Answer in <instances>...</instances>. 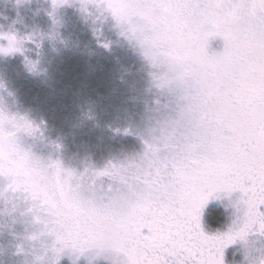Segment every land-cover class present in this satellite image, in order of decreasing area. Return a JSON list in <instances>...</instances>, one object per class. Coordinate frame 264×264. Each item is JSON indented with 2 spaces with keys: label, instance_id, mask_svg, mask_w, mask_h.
Segmentation results:
<instances>
[{
  "label": "snow or ice",
  "instance_id": "1",
  "mask_svg": "<svg viewBox=\"0 0 264 264\" xmlns=\"http://www.w3.org/2000/svg\"><path fill=\"white\" fill-rule=\"evenodd\" d=\"M103 2L128 24L177 114L149 129L138 159L78 173L23 146L18 134L34 136L38 126L0 108V178L8 181L0 197L10 193L9 212L20 194L42 224L31 239L51 238L44 244L49 264L66 251L93 249L123 254V264H225V249L237 240L249 264H264V249L249 241L264 236V0ZM214 35L225 46L210 54ZM0 39L7 40L0 53L8 54L33 38ZM104 176L113 183H98ZM237 191L236 219L226 231L207 230V204Z\"/></svg>",
  "mask_w": 264,
  "mask_h": 264
},
{
  "label": "rangeland",
  "instance_id": "2",
  "mask_svg": "<svg viewBox=\"0 0 264 264\" xmlns=\"http://www.w3.org/2000/svg\"><path fill=\"white\" fill-rule=\"evenodd\" d=\"M135 21V18H133ZM86 27L87 33L81 35L76 31ZM128 24H120L112 15L111 11L106 7L103 0H68L67 3L54 7L52 0H0V33H13L18 38L23 39L31 36L32 40H24L23 51L14 53H0V108H3L10 115L24 116L38 126L36 135L30 136L26 133L18 134L20 142L23 146L30 150L45 161L59 160L66 168L75 171L84 172L85 169H103L109 163H126L128 160L138 159L143 155L145 145L144 139L148 137L149 129L156 125L159 118L164 116H175L177 114V105L173 96L156 86L153 81L152 73L157 71L150 64L151 94L154 98L153 108L147 121L134 124L131 122L121 127V131L127 134H134L138 139V148H131L129 151L117 154V158L111 157L106 161H97L94 153L109 149L111 144L103 138H99V132L103 129L101 124L106 118H111V114L100 109V93L101 89H96L97 110L90 108V115L84 118L87 122L82 128L72 125L66 119L61 121L45 112H36L35 114H25L23 111L14 107L13 102L20 101L30 94L27 86L42 87L43 90L55 92L58 86L64 83L53 80V73L56 72L55 61H60L63 65H59L57 72L62 78L63 74H67L66 68L79 66L80 61L74 67H70L73 60L81 58L86 60L87 66H83V71L91 67L89 59L97 58L95 71H101L105 63V57L102 56V49L109 50L113 47L118 49L126 44L133 45L134 49L142 50L139 43L135 39H131L126 29ZM98 44V49L94 50L91 45ZM0 44L7 45L6 39H0ZM225 46L223 36L214 35L209 37L207 50L210 54L222 52ZM119 50V49H118ZM17 58V59H15ZM79 60V59H78ZM81 60V61H82ZM83 62V61H82ZM90 63V64H89ZM29 71H35L40 74L43 71L41 81L28 79L20 71L21 66ZM33 64L35 67H33ZM98 70H97V69ZM70 70L71 72H74ZM61 72V73H60ZM52 78V79H51ZM83 85L84 91H80V99L82 103L87 100V92L89 89V81L79 83ZM143 92L139 90V99H142ZM95 103V102H94ZM90 107V106H87ZM28 113V112H27ZM80 115V111H76ZM130 116H135L139 121L144 116L126 115V120ZM83 118V116H81ZM46 120H42V119ZM132 118V119H135ZM58 122V124L55 123ZM89 124V125H88ZM81 125V124H80ZM102 128V129H101ZM128 131H125V130ZM112 148V147H111ZM98 183H103L105 187L113 183L107 176L99 178ZM8 181L6 178H0V188H4ZM5 197H0V264H49L48 256L44 254V244L50 241V237L44 235L39 236L36 240H32L34 233H39L42 224L34 223V215L26 212L27 203L23 201L22 196L17 194L20 199V206L15 212H9L12 201ZM241 193L234 192L231 196L221 194L219 199L211 200L204 209V220L206 217L208 206L215 203L223 207L227 219H230L229 225L236 219L235 201L239 199ZM22 212L24 213L22 215ZM242 215V213H241ZM208 230L209 228L206 227ZM210 231V230H209ZM252 236L260 238L257 244L254 240L252 247L264 249V236L259 233H253ZM250 241V239H249ZM241 246V250L247 251L244 242L237 240L234 244ZM23 251H20V247ZM236 254H241L235 251ZM123 254L113 251L97 252V250H89L81 255H72L67 251L63 254L58 264H123ZM225 264H228L225 260ZM239 264V263H237ZM240 264H249L248 259L242 256Z\"/></svg>",
  "mask_w": 264,
  "mask_h": 264
},
{
  "label": "trees",
  "instance_id": "3",
  "mask_svg": "<svg viewBox=\"0 0 264 264\" xmlns=\"http://www.w3.org/2000/svg\"><path fill=\"white\" fill-rule=\"evenodd\" d=\"M76 32L83 35L87 33V29L86 27H82V29ZM91 48L97 50L98 44H92ZM101 49L102 56L105 57L106 63V66L104 65L103 68H100L102 72L100 70L95 71L98 57L89 59L94 71L90 69L86 70V68L85 71H83V66H87L85 65L86 60L78 58L79 60L76 59L72 61L70 67H74V65L80 61V64H76L79 66L73 68L74 70L65 66L66 68L62 70H66L67 74H63L61 78L57 70L59 68L58 66L63 64L56 60L54 64L57 69H55L56 72L53 73L52 78L56 82L64 79V83L58 86L53 93L50 87L48 90H43L42 87L36 88L27 86L30 94L23 98L21 102H13V105L23 111L22 113L32 116L36 112H43L44 114L48 112L54 119L57 118L60 121L66 119L68 122L69 119H71V122L73 121L71 123L72 125L76 127V125L79 124L77 127L79 126L82 128L83 125H86L85 123L87 121L84 118L90 115V108L92 112L93 109L97 110V105L95 108V98L97 97L96 89H101V106L99 107L103 110V113H110L111 118L103 120L101 124L103 129L101 128L102 130L99 132L98 137L107 140L112 148L110 147L103 151L95 150L96 153H94V155L97 161H106L111 157L117 158V154L123 151L126 152L131 148L139 147L137 142L138 139L135 138V135H125V133L121 131V127L131 122L136 124L147 121L150 115V109L153 108L155 98L152 96L154 94H151L152 86H150V81L152 70L150 69V62L145 58L142 50H139V48L134 49L131 44L124 45L122 49L119 47V50L114 47L109 50H103L104 47H101ZM20 71L23 76L33 80L32 82L41 81V77L43 76V71L40 74L33 70L29 71L24 64L21 66ZM84 80L89 81L90 84H88L89 89L86 91L87 100L85 103H82L79 92L84 91L85 87L79 83ZM140 89L143 92L142 99H139ZM78 110L81 113L80 115L76 114ZM130 114L144 117L141 121L137 120L135 116H130L126 120V115ZM81 116H83V118ZM42 120L44 121L46 119L43 118ZM55 123L58 124L56 121ZM68 123H70V121ZM223 212V207L218 204L211 203L208 206L205 217V225L209 228L208 230H227L230 219H227V215ZM249 239L252 244L254 240L257 244L261 241V239L257 238L255 235H250ZM235 251L241 254H236ZM245 253L246 252L241 250V246L239 247L237 244L225 251V260L228 264H240L242 256H245Z\"/></svg>",
  "mask_w": 264,
  "mask_h": 264
},
{
  "label": "clouds",
  "instance_id": "4",
  "mask_svg": "<svg viewBox=\"0 0 264 264\" xmlns=\"http://www.w3.org/2000/svg\"><path fill=\"white\" fill-rule=\"evenodd\" d=\"M0 87H2V86H0ZM255 249H261V248H256V247H255ZM261 255H262V253H261L260 251H256V252H255V256H256L257 260L260 259Z\"/></svg>",
  "mask_w": 264,
  "mask_h": 264
}]
</instances>
